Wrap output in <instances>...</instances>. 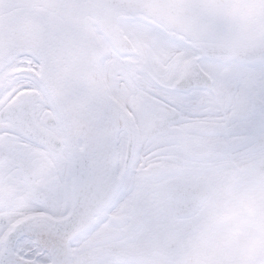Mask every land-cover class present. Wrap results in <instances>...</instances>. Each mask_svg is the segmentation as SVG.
Here are the masks:
<instances>
[{
    "label": "snow or ice",
    "instance_id": "6c2138e0",
    "mask_svg": "<svg viewBox=\"0 0 264 264\" xmlns=\"http://www.w3.org/2000/svg\"><path fill=\"white\" fill-rule=\"evenodd\" d=\"M0 264H264V0H0Z\"/></svg>",
    "mask_w": 264,
    "mask_h": 264
}]
</instances>
